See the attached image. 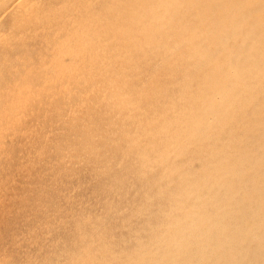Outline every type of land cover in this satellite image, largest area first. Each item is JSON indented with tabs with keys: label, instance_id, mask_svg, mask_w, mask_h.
Segmentation results:
<instances>
[{
	"label": "bare ground",
	"instance_id": "obj_1",
	"mask_svg": "<svg viewBox=\"0 0 264 264\" xmlns=\"http://www.w3.org/2000/svg\"><path fill=\"white\" fill-rule=\"evenodd\" d=\"M0 6V47L45 49L10 67L0 121L49 93L64 141L45 166H88L97 199L49 253L0 264H264V0Z\"/></svg>",
	"mask_w": 264,
	"mask_h": 264
},
{
	"label": "rangeland",
	"instance_id": "obj_2",
	"mask_svg": "<svg viewBox=\"0 0 264 264\" xmlns=\"http://www.w3.org/2000/svg\"><path fill=\"white\" fill-rule=\"evenodd\" d=\"M1 10L0 6V12H3ZM2 15H0L1 27L4 28L9 24V18L5 14ZM40 51L45 53V49L37 41L32 40L16 45L13 50L0 47V63L4 60L1 58L7 57L6 59L9 60L7 64L4 63L0 73V116H3L1 111L6 109L8 85L18 77L10 67L19 64V60L25 57L34 61ZM28 79L33 84L37 83L35 73ZM48 97H50L49 93L43 96L40 93L35 95L27 109L17 112L16 116H21L18 119L23 118L21 121L15 119L17 123L12 124L14 127L10 126L11 121H3V119L0 121L2 137H0V201H2L0 202V257L9 256L11 261H23L29 256L39 259L45 252L49 253L56 246V243L53 244L55 237L59 235V238L60 236L64 239L68 238L66 232L76 212L91 205L97 206V199H94L96 196L88 183V166L78 167L79 171L72 178L61 173L57 175L56 171L59 167L45 166L47 162L54 161V155L55 157L61 155L53 148L54 142L64 141H60L63 116L60 119L49 114L51 108L48 106L50 104ZM45 112L48 115H44ZM26 113H29L28 116ZM24 116H27L25 120ZM21 130L23 133L20 132ZM54 174L60 183L62 182L61 185L58 183L56 189L50 185ZM80 183L88 186L83 192L74 189ZM66 196L67 199L70 197L69 200H65Z\"/></svg>",
	"mask_w": 264,
	"mask_h": 264
}]
</instances>
